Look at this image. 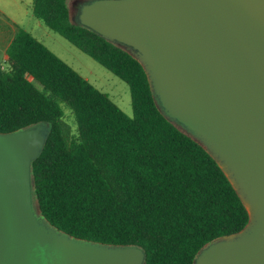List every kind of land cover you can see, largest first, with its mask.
I'll return each instance as SVG.
<instances>
[{
	"label": "trees",
	"instance_id": "1",
	"mask_svg": "<svg viewBox=\"0 0 264 264\" xmlns=\"http://www.w3.org/2000/svg\"><path fill=\"white\" fill-rule=\"evenodd\" d=\"M45 27L123 81L132 115L23 29L0 66V134L44 125L30 163L33 206L71 238L133 246L143 264H194L208 244L241 232L248 212L192 136L160 110L146 72L123 46L70 21L68 0H32ZM72 119V132L65 123Z\"/></svg>",
	"mask_w": 264,
	"mask_h": 264
},
{
	"label": "water",
	"instance_id": "2",
	"mask_svg": "<svg viewBox=\"0 0 264 264\" xmlns=\"http://www.w3.org/2000/svg\"><path fill=\"white\" fill-rule=\"evenodd\" d=\"M78 20L138 60L162 113L205 147L246 207V227L194 264H264V0H89ZM47 135L44 125L0 134V264H143L138 247L40 222L30 163Z\"/></svg>",
	"mask_w": 264,
	"mask_h": 264
},
{
	"label": "rangeland",
	"instance_id": "3",
	"mask_svg": "<svg viewBox=\"0 0 264 264\" xmlns=\"http://www.w3.org/2000/svg\"><path fill=\"white\" fill-rule=\"evenodd\" d=\"M87 3H89V0H68L70 21L73 24L79 23L78 16L80 7ZM1 8L3 9V12H0V27H4L7 24H14L16 29L20 28L30 33L48 50L75 70L81 77L86 79L100 92L106 94L121 111L128 116L132 115L131 98L128 86L90 57L80 52L61 36L45 27L32 15L30 5L15 4L13 6L6 5ZM131 53L138 57V55L132 51ZM5 59L4 48L2 44H0V66L3 68L6 67V64L4 63ZM66 113L65 123L68 127V131L71 133L72 119L69 113ZM33 209L41 222L42 217L37 214L38 211L35 206H33Z\"/></svg>",
	"mask_w": 264,
	"mask_h": 264
},
{
	"label": "crops",
	"instance_id": "4",
	"mask_svg": "<svg viewBox=\"0 0 264 264\" xmlns=\"http://www.w3.org/2000/svg\"><path fill=\"white\" fill-rule=\"evenodd\" d=\"M31 1L32 0H26V1L24 0H0V12H3V9L1 8L3 6H6V5L13 6L15 4L16 5H23V4L31 5ZM25 2H29V3H25ZM15 31H16V27L14 24H7L4 27H0V44H2L4 48V54L15 34Z\"/></svg>",
	"mask_w": 264,
	"mask_h": 264
},
{
	"label": "bare ground",
	"instance_id": "5",
	"mask_svg": "<svg viewBox=\"0 0 264 264\" xmlns=\"http://www.w3.org/2000/svg\"><path fill=\"white\" fill-rule=\"evenodd\" d=\"M44 224H45V226H47L46 223H45V221H44Z\"/></svg>",
	"mask_w": 264,
	"mask_h": 264
}]
</instances>
